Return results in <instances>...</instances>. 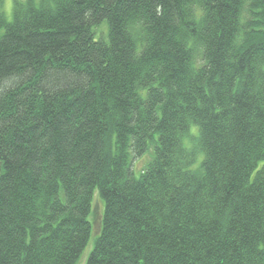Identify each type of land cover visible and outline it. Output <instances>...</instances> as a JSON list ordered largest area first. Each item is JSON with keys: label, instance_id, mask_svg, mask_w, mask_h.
Listing matches in <instances>:
<instances>
[{"label": "trees", "instance_id": "1", "mask_svg": "<svg viewBox=\"0 0 264 264\" xmlns=\"http://www.w3.org/2000/svg\"><path fill=\"white\" fill-rule=\"evenodd\" d=\"M11 4L0 264H264V0Z\"/></svg>", "mask_w": 264, "mask_h": 264}, {"label": "rangeland", "instance_id": "2", "mask_svg": "<svg viewBox=\"0 0 264 264\" xmlns=\"http://www.w3.org/2000/svg\"><path fill=\"white\" fill-rule=\"evenodd\" d=\"M13 0H4V7H3V15L5 16V19L8 23L12 21V3ZM105 28H102L99 32L102 37H105ZM146 162V159H142L138 164V170L142 168V165ZM93 213L91 216V224H92V235L95 236L100 231L101 227V218H102V211H103V205L102 203L97 200V198L94 199L93 202ZM92 247V241L90 243V248Z\"/></svg>", "mask_w": 264, "mask_h": 264}]
</instances>
